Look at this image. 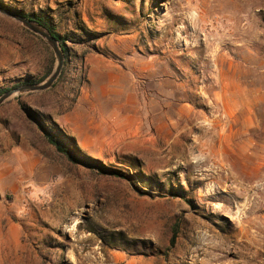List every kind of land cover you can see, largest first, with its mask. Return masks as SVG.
Instances as JSON below:
<instances>
[{"label":"rangeland","instance_id":"374dc122","mask_svg":"<svg viewBox=\"0 0 264 264\" xmlns=\"http://www.w3.org/2000/svg\"><path fill=\"white\" fill-rule=\"evenodd\" d=\"M0 6L42 19L65 48L54 86L0 105V169L13 153L35 162L15 192L0 187V208L19 206L29 220L12 221L40 248L0 242V264H264V0ZM54 64L0 13V90ZM222 82L238 86L227 94L241 114L213 99ZM175 98L197 117L176 115Z\"/></svg>","mask_w":264,"mask_h":264},{"label":"crops","instance_id":"0c3cea01","mask_svg":"<svg viewBox=\"0 0 264 264\" xmlns=\"http://www.w3.org/2000/svg\"><path fill=\"white\" fill-rule=\"evenodd\" d=\"M177 83V82H176ZM178 86L177 90L180 87V83H177ZM163 85L162 82H157L158 90ZM164 88V87H163ZM238 86L234 82H222L219 96H214L216 100L219 101L220 107L222 108V112L224 114H241V110L239 111L241 105L238 103L237 98H231L227 93H233L237 92ZM174 91V87L172 89ZM163 91V89H162ZM225 91V96H221L222 92ZM173 104H176V115L180 116L181 111L188 112L187 116L197 117L198 111L194 107V104L191 100L187 99H181V98H175L173 100ZM221 112V110L219 111ZM239 112V113H238ZM63 121V120H62ZM240 130L244 131L245 127L242 124L240 126ZM12 160H7L4 164V167L0 169V187H3L5 189L8 187L10 191L15 192L21 184V181H25L28 178H30L33 174V168H34V161L32 160H24L20 156L15 157L16 153H13ZM22 209L19 206H8V208L1 209L0 208V227L2 226V222H5L4 231L0 233V242L4 243L6 247L13 248V249H20L21 247V241L22 238L25 242H28V245L32 248V244L29 241L30 234L26 231V234H22L21 230L17 226L15 222L12 221V219L21 221L27 219V217L22 216L23 215ZM24 217V218H23ZM29 219H27L28 221ZM26 222V221H24ZM26 225V223H25ZM27 226V225H26ZM40 248H36L35 251L38 253V250Z\"/></svg>","mask_w":264,"mask_h":264},{"label":"water","instance_id":"95a60500","mask_svg":"<svg viewBox=\"0 0 264 264\" xmlns=\"http://www.w3.org/2000/svg\"><path fill=\"white\" fill-rule=\"evenodd\" d=\"M0 13L4 16H7L19 24H21L25 29L32 32L35 35H38L53 51L55 57V64L51 72L40 82H26L17 87L9 89L3 92L0 95V105L11 97L18 96L23 93L29 92H40L50 88L53 83L58 78L61 69L64 64V51L59 44V41L55 38L54 35L50 33L48 28L39 22L33 20L30 17L11 12L0 6Z\"/></svg>","mask_w":264,"mask_h":264},{"label":"trees","instance_id":"16d2710c","mask_svg":"<svg viewBox=\"0 0 264 264\" xmlns=\"http://www.w3.org/2000/svg\"><path fill=\"white\" fill-rule=\"evenodd\" d=\"M21 15H23V14H21ZM24 16H26V17H30V16H28V15H24ZM30 18H32V17H30ZM32 19L35 20V21H37V22H39L40 24H42V25H44V26H46V27L48 28V30L50 31V33H51L52 35H54L55 38L59 41V44L61 45V47H62V49H63V51H64V56H65V48H64V46H63L64 41L62 40V38L60 37V35L57 34V33L54 31V29H53L51 26H49V25H48L45 21H43L42 19H40V18H36V17H33ZM61 74H62V71L60 72L58 78L56 79V81L53 83L52 86H54L55 83L59 80ZM26 82H35V81L27 80V81H25V82H23V83H26ZM23 83H20V84H18L17 86H19V85H21V84H23ZM17 86H15V87H17ZM7 90H9V89H8V88H3V89H1V90H0V95H1L3 92L7 91ZM37 124H38L40 130L44 133V136H45V139L47 140V142H48L49 144L53 145V146L55 147V149H56L58 152L66 154V155H67V158H68L69 161H71L72 163H76V162H81V163H82L81 160H78L77 158L71 156L70 153H69V151H68L67 149H65V148H64V147H63V146H62V145H61V144H60V143H59V142H58V141H57V140H56V139L50 134V133H49L48 130L45 129V127L41 124V122H39V121L37 120ZM88 165H89V164H88ZM99 169H100V171H102V168H99ZM110 174L113 175V176H116V177H125L122 173L118 172L117 170H113V169L110 170ZM174 242H175V234H172V236H171V238H170V242H169L170 246H173V245H174Z\"/></svg>","mask_w":264,"mask_h":264}]
</instances>
